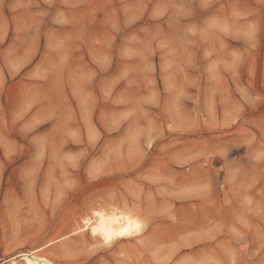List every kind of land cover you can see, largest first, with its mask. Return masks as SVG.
Listing matches in <instances>:
<instances>
[{
	"label": "rangeland",
	"instance_id": "rangeland-1",
	"mask_svg": "<svg viewBox=\"0 0 264 264\" xmlns=\"http://www.w3.org/2000/svg\"><path fill=\"white\" fill-rule=\"evenodd\" d=\"M112 207L147 228L73 235ZM47 245L264 264V0H0V264Z\"/></svg>",
	"mask_w": 264,
	"mask_h": 264
},
{
	"label": "bare ground",
	"instance_id": "bare-ground-1",
	"mask_svg": "<svg viewBox=\"0 0 264 264\" xmlns=\"http://www.w3.org/2000/svg\"><path fill=\"white\" fill-rule=\"evenodd\" d=\"M122 209H124L123 206ZM81 221L82 226L74 230L73 235L88 232L92 240L110 249L114 248L123 240H134L146 227V223L129 212L128 209L126 211L114 207H112V209L93 210L90 218L85 217ZM48 246L49 245L28 253H21L9 259L7 262L8 264H52L51 261L39 254ZM129 250L130 248L128 251ZM17 259H19L20 263L16 261Z\"/></svg>",
	"mask_w": 264,
	"mask_h": 264
}]
</instances>
